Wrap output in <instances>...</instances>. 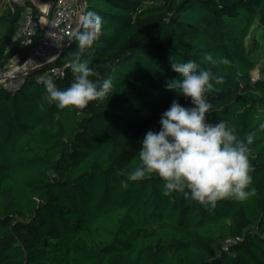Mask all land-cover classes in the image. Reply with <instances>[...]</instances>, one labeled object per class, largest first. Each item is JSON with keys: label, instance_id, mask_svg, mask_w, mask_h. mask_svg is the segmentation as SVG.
<instances>
[{"label": "trees", "instance_id": "obj_1", "mask_svg": "<svg viewBox=\"0 0 264 264\" xmlns=\"http://www.w3.org/2000/svg\"><path fill=\"white\" fill-rule=\"evenodd\" d=\"M150 1L85 0L103 19L99 39L83 53L73 39L51 65H66L53 80L66 88L72 62L88 61L91 79L112 78L104 99L57 109L36 81L43 70L13 93L0 87V264H264V77L251 75L264 52V0ZM22 12L0 14L1 65L23 53L11 42ZM187 60L223 76L207 93V122L254 135L256 193L245 201L211 208L165 196L155 174L121 185L172 101L191 106L166 88L178 78L171 61Z\"/></svg>", "mask_w": 264, "mask_h": 264}, {"label": "clouds", "instance_id": "obj_2", "mask_svg": "<svg viewBox=\"0 0 264 264\" xmlns=\"http://www.w3.org/2000/svg\"><path fill=\"white\" fill-rule=\"evenodd\" d=\"M80 23L83 30L75 31L73 36L78 53H83L99 39L103 19L88 9L82 13ZM204 59L211 65L218 63L211 53ZM222 62L228 63L227 59ZM170 67L178 78L167 81L166 88L190 99L191 106L172 101L161 114L159 130L146 132L138 151L139 164L127 173V180H121V185L127 187L129 180L139 181L155 174L163 182V195L180 192L185 199L211 208L225 198L237 201L251 198L256 193L254 187H249L252 176L248 146L254 140L253 133L239 137L226 121L206 120V114L213 108L207 93L223 82V76L211 68H201L195 60L171 61ZM71 68L77 75L66 88H58L51 77H40L57 109L84 108L112 91L111 77L102 82L90 78L96 73L88 61H74ZM54 117L59 118V112ZM259 128L264 129V123Z\"/></svg>", "mask_w": 264, "mask_h": 264}, {"label": "built area", "instance_id": "obj_3", "mask_svg": "<svg viewBox=\"0 0 264 264\" xmlns=\"http://www.w3.org/2000/svg\"><path fill=\"white\" fill-rule=\"evenodd\" d=\"M0 0V14L9 11L14 14L23 8L18 30L12 37V44L19 43L23 53L0 64V87L8 92L17 91L32 75L35 69L43 70L36 75V81L43 83L40 77H51L53 80L63 78L66 65L43 67L47 62L58 57L69 45L73 33L80 30L82 10L78 0ZM154 1L148 2L152 5ZM85 9V0H82ZM43 67V68H41ZM37 73V72H36ZM231 240L225 241V249Z\"/></svg>", "mask_w": 264, "mask_h": 264}, {"label": "rangeland", "instance_id": "obj_4", "mask_svg": "<svg viewBox=\"0 0 264 264\" xmlns=\"http://www.w3.org/2000/svg\"><path fill=\"white\" fill-rule=\"evenodd\" d=\"M256 60L257 66L251 73L253 80L264 77V52L262 50L258 52Z\"/></svg>", "mask_w": 264, "mask_h": 264}, {"label": "water", "instance_id": "obj_5", "mask_svg": "<svg viewBox=\"0 0 264 264\" xmlns=\"http://www.w3.org/2000/svg\"><path fill=\"white\" fill-rule=\"evenodd\" d=\"M78 4L80 5V8H81L82 12H84L85 9H84V7L81 6V4H82V0H78ZM73 39H74V37L71 39L70 43L73 41ZM70 43H69V44H70ZM67 47H68V45H67V46H66V47L60 52V54L58 55V57H57L56 59L47 62L43 67H44V68H45V67H50L53 63H55L59 58H61V57L65 54V51H66ZM43 67H41V68H43ZM38 70H39V69H35L34 71H32V72L30 73V75H31V74H35L36 72H38Z\"/></svg>", "mask_w": 264, "mask_h": 264}, {"label": "crops", "instance_id": "obj_6", "mask_svg": "<svg viewBox=\"0 0 264 264\" xmlns=\"http://www.w3.org/2000/svg\"><path fill=\"white\" fill-rule=\"evenodd\" d=\"M4 13V12H3Z\"/></svg>", "mask_w": 264, "mask_h": 264}]
</instances>
